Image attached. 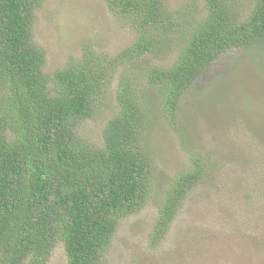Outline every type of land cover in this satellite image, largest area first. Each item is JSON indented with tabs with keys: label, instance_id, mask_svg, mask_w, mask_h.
Returning <instances> with one entry per match:
<instances>
[{
	"label": "trees",
	"instance_id": "1",
	"mask_svg": "<svg viewBox=\"0 0 264 264\" xmlns=\"http://www.w3.org/2000/svg\"><path fill=\"white\" fill-rule=\"evenodd\" d=\"M106 1L135 30L133 42L116 54L88 47L46 71L45 51L33 37L44 0H0V264H46L59 243L67 264H102L120 220L153 198L155 162L143 143L146 94L163 97L177 129L183 96L216 60L264 47V0L242 11L244 0H201L191 21L190 10L164 0ZM171 43L178 53L169 65L133 68ZM122 65L131 69L119 78L117 111L102 145H93L74 121L94 115ZM209 160L194 158L161 192L153 246L189 192L217 168L219 160Z\"/></svg>",
	"mask_w": 264,
	"mask_h": 264
},
{
	"label": "rangeland",
	"instance_id": "2",
	"mask_svg": "<svg viewBox=\"0 0 264 264\" xmlns=\"http://www.w3.org/2000/svg\"><path fill=\"white\" fill-rule=\"evenodd\" d=\"M250 1L244 0L238 11ZM164 2L174 10H190V16L185 13L189 21L202 6L201 0ZM33 35L45 51L46 71L65 66L88 47L116 54L136 37L129 21L106 0H44ZM177 53L171 43L142 57L133 68L169 65ZM127 68L131 65L115 72L94 115L74 121L93 145L103 143L106 122L118 107L117 84ZM146 97L142 142L155 162L153 198L120 220L102 264H264V47L233 49L216 60L183 96L177 129L161 107L163 97L155 91ZM197 157L206 162L216 157L218 166L189 192L153 246L159 196L175 173ZM46 264H67L61 243Z\"/></svg>",
	"mask_w": 264,
	"mask_h": 264
}]
</instances>
